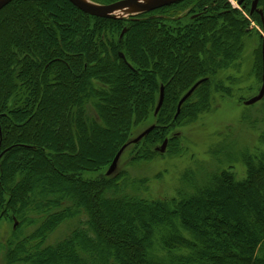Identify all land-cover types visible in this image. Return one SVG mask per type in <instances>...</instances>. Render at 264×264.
<instances>
[{"label":"trees","instance_id":"16d2710c","mask_svg":"<svg viewBox=\"0 0 264 264\" xmlns=\"http://www.w3.org/2000/svg\"><path fill=\"white\" fill-rule=\"evenodd\" d=\"M93 1L108 5L120 0ZM260 3L258 0L257 8ZM180 5L189 7L192 21L167 26L159 22L162 18L153 17ZM249 5L248 13L259 19ZM41 7L51 9L60 20L46 18ZM228 9L222 0H184L140 16L107 19L85 14L69 0H11L0 10V221L14 227L10 237L0 241L5 264H95L96 247L103 246L105 240L112 246L109 249L117 264L125 260L131 264H264V154L255 156L257 161L245 155L243 181H235L231 174L219 170L194 194H179L169 201L129 193L125 173L106 175L120 147L134 138L130 139L132 127L150 115L158 123L163 113L175 121L185 112L192 114L193 108L196 112L208 109L214 74L237 57L241 48L243 30L231 16L225 20L231 25V42L224 44L219 38L222 32L228 37V32L217 15H228ZM138 65L143 72L148 71L144 78L134 72ZM72 68L76 74L71 73ZM17 70L21 72L22 90L13 94L14 85L20 88L13 78ZM113 72L119 75V85L106 77ZM200 80L174 117L179 100ZM130 85L134 92H129ZM160 86L164 89L163 102L154 115ZM195 97L196 104L187 106ZM104 99H109L110 110L101 106ZM88 105L97 120L86 116ZM106 116L113 130H104ZM157 123L143 138L160 129ZM177 136L155 138L159 145L166 139L168 146L177 141ZM98 137L101 141L96 146L88 143ZM157 153L156 148L148 151L144 145L136 159L150 160ZM102 157L106 159L100 164ZM27 158L32 166L20 169L18 161ZM54 162L80 175V190L74 191L71 177L52 175ZM86 165H93V170L79 171ZM103 168L101 175L90 178ZM34 170L58 192L55 197H36ZM216 183L217 193L230 195V189H236L255 214L250 215L252 225H248L237 216L235 206H227L225 216H236L241 229L238 224L232 228L226 223L214 230L224 243L232 244L228 238H241L236 251L226 253L215 237L204 238L193 228L198 196L213 192ZM116 204L138 206L135 212L139 221H146L141 236H128L123 227L114 230L106 221L100 223L101 209L106 211L107 220L125 213ZM69 222L75 224L68 233L49 243L50 236ZM29 228L32 231L25 233ZM114 231L120 234L118 241L110 237ZM65 248L68 253L60 260L57 252ZM102 261L107 264L114 259L104 255Z\"/></svg>","mask_w":264,"mask_h":264},{"label":"rangeland","instance_id":"374dc122","mask_svg":"<svg viewBox=\"0 0 264 264\" xmlns=\"http://www.w3.org/2000/svg\"><path fill=\"white\" fill-rule=\"evenodd\" d=\"M88 1L95 3L93 0ZM222 1H224L229 8L228 10L230 13L223 16L220 14L217 15L218 21H222V24L220 23L222 25L221 27H224V31L228 32V37H226L225 32H222L219 38L221 42L224 41V44L225 42H231V40L228 39L231 35V25L225 23L227 16H231L235 22H239L243 30L239 55L229 60L226 65L219 68L214 74L212 87L210 86L211 94L207 110H198V112H196L192 107V114L185 112L180 117L174 119L175 121H173V118H166L167 114L163 113L158 123L157 119L155 117L152 118L150 115L148 120L132 127L130 139L152 124L157 123L160 129L156 130L148 137L141 139L137 145H129L117 162L113 175L125 173L123 176L126 177L124 178L126 181L125 188L131 194L133 193L146 199H158L163 201H169L181 195L190 196L198 189L205 187L209 182L211 174L219 170L231 174L235 181H243L246 178L247 170V159L245 155L257 161L255 156L264 154V99L252 105L246 104L248 100L258 94L262 86V81L260 82V80L262 79V42L264 37L261 18L264 19V0H261V5L257 8L262 14L261 16L259 15L260 21L257 16L250 15L247 10L249 1V7H251L253 0ZM188 8L189 7L180 5L164 11H159L162 13L158 12L154 14L153 17L162 18L159 22H164L167 26L176 25L179 22L182 25L194 19V15L188 14ZM41 10L42 13H46V18L52 17V19L56 18L60 20V16L55 15L51 9H44L41 7ZM140 15L141 14L136 16ZM150 16L151 15H146L145 18H149ZM127 18L130 17H123L120 19ZM59 31L60 29H58V32ZM148 32L147 30L145 34H143L145 39L148 37ZM217 39H215V41ZM145 55H149V52L146 51ZM95 67L96 66H94V69H96ZM152 68H155L154 64ZM136 70L137 71L134 70V72L137 74L138 78H144L143 75L148 73V71L143 72L139 65L136 67ZM71 73L76 74V70L72 68ZM117 76L119 75L115 72L106 75L114 85L120 84ZM13 78L15 84L16 82L20 84L21 72L17 70L16 73L13 74ZM14 86H16V89H14L13 94H17L18 91L21 92V84L19 89L17 88L18 85ZM128 90H130L129 92H134L135 88L130 85ZM104 100L101 106L105 108V110H110L112 105L109 99ZM196 101H198L196 97L192 98V100L187 103V106L189 104H196ZM86 116L90 120H93V118L97 120V116L90 105L86 107ZM176 116L175 114L174 117ZM108 123L109 119L106 116L104 130H113L112 126ZM172 134L178 135L177 141L168 144L163 152H159L157 149L161 145H159V141L156 140L155 137L164 135L166 138H171ZM98 138L88 140V143L96 146V144L101 141V138ZM144 145L148 151H153L156 148L159 152L157 153L158 155L149 158L150 160L136 159L138 153L143 151ZM72 157L74 156H71V158ZM51 159H53L52 156ZM105 159V157H102L99 163L101 164ZM18 162L20 169L25 165L32 166V162H29L28 158ZM54 167L55 168L52 169V175H57L58 177L65 176L66 178L71 177L74 191L80 190V175H74L67 167L58 166L55 162ZM92 167L93 165H86L84 168H79V171H92ZM103 170L104 168L95 175L92 173L90 178L95 179L98 175L102 174ZM33 176L37 177L35 185L33 186L36 197L42 195L51 198L58 194L51 186H48L47 181H43L42 177L38 176L36 170H34ZM66 185L68 186L67 183ZM216 185L217 183L212 189L213 192L198 196L199 202L194 209V218L192 219L195 225L193 228L195 231L198 230L200 236L204 238L210 239V237H215V239L219 241L217 245L225 250L226 253L236 251L238 245L241 243V238H238L239 240L228 238L232 241V244L227 241L224 243L220 241L219 235L215 234V231L219 229V227L222 229L223 225L226 223L232 228L237 227L238 221L235 219L236 216H225L226 207L231 205L235 206L237 209V216L240 215V218L246 220L248 225H252V217L250 215L255 217V214H253L254 212L249 207L247 200L238 197V191L236 189H230V195H227L225 193H217ZM222 187L224 188L226 185L222 184ZM256 194L261 198L259 192H256ZM118 205L125 210L126 214L124 213L123 215L107 220L106 211L101 209L99 215L100 223L102 224L106 221L107 225L114 228V230L123 227L124 233H126L125 235L128 236H141L142 230L146 228V221L143 224L139 221L137 213L135 212V209L139 210L138 206L116 204V206ZM188 206L189 209L193 210L191 204ZM144 216L145 220H148L146 219L148 217L146 213ZM82 219L83 218H81V220ZM149 221H152V219H149ZM215 222H217V224H215ZM73 224L75 223L69 222L68 224L61 225L59 229L50 236L48 242L53 243L61 240L68 233L69 228L72 227ZM240 225L239 223L238 228H240ZM13 228V225L6 220L0 221L1 242L6 241L10 237ZM31 231L32 228H29L25 233ZM221 235H224V233L222 232ZM118 236H120V234H118L117 231H114V235L113 233L110 235L114 241H118ZM127 239L129 238L126 237V241ZM107 241L105 240L103 246L100 245L96 247L98 259H94L93 262L95 264H103L102 258L104 255H107V259H114L113 263L107 264H117L114 253L109 249L112 246L108 245L109 243ZM130 243H132L131 240ZM100 247L103 249L100 250ZM67 253L68 251L65 248L61 252H57L58 255L56 256H59L61 260L62 256ZM42 257L44 258V256ZM0 264H5L1 252ZM58 264L61 263L59 262ZM123 264L131 263L125 260Z\"/></svg>","mask_w":264,"mask_h":264},{"label":"water","instance_id":"95a60500","mask_svg":"<svg viewBox=\"0 0 264 264\" xmlns=\"http://www.w3.org/2000/svg\"><path fill=\"white\" fill-rule=\"evenodd\" d=\"M11 0H0V10L5 7L8 3H10ZM72 5H74L77 9H79L81 12L97 17V18H107V19H120L123 18L125 15H120L119 12L127 8H131L135 13L130 14L129 16L126 15V17H133L139 14L151 12L154 10H158L176 3H179L184 0H120L108 5H100L92 3L88 0H69ZM258 0H253L251 3V9L250 11H255L257 7ZM259 15H262L260 11H257ZM125 13V12H124ZM262 20V30H263V37H264V19ZM122 56V55H120ZM202 82V80L196 82L179 100L177 104V111L176 115L179 112L180 106L182 103L191 95V93L194 91V89ZM264 95V38L262 42V86L260 88V91L256 96L251 98L246 102L247 105H251L253 103H256L259 101L262 96ZM164 97V89L163 86H160L159 89V96L158 101L154 110V115H156L162 105ZM152 125L145 128L142 132H140L136 137H134L132 140L125 143L123 146L120 147V149L115 154L112 162L110 163L108 169L106 170V175L109 176L113 174V172L116 169L117 162L124 152V150L131 144H135L139 142L151 129ZM166 139L163 141L161 146L159 147L158 151L163 152L166 147Z\"/></svg>","mask_w":264,"mask_h":264},{"label":"bare ground","instance_id":"6f19581e","mask_svg":"<svg viewBox=\"0 0 264 264\" xmlns=\"http://www.w3.org/2000/svg\"><path fill=\"white\" fill-rule=\"evenodd\" d=\"M125 12V13H124ZM135 12L133 10H131V8H127L122 11L119 12L120 15H125L124 17L129 16L130 14H134Z\"/></svg>","mask_w":264,"mask_h":264}]
</instances>
